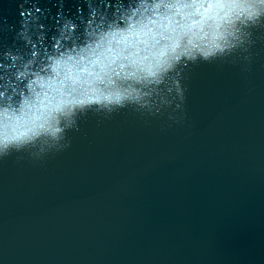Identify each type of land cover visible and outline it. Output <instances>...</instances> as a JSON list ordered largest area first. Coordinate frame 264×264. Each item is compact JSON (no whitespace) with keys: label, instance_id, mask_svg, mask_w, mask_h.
<instances>
[{"label":"water","instance_id":"95a60500","mask_svg":"<svg viewBox=\"0 0 264 264\" xmlns=\"http://www.w3.org/2000/svg\"><path fill=\"white\" fill-rule=\"evenodd\" d=\"M78 8L0 0V46L22 47V14L44 12L50 38ZM256 37L248 72L180 69L183 126L168 128L167 113L147 124L130 110L89 113L44 163L0 161V264H264V30Z\"/></svg>","mask_w":264,"mask_h":264},{"label":"clouds","instance_id":"9594fccd","mask_svg":"<svg viewBox=\"0 0 264 264\" xmlns=\"http://www.w3.org/2000/svg\"><path fill=\"white\" fill-rule=\"evenodd\" d=\"M83 4L86 12L59 15L50 38L44 12L22 14L14 38L22 47L0 46V161L44 163L71 146L68 134L89 113L130 110L145 124L167 113L168 128L183 126L180 69L227 63L248 72L264 30V0Z\"/></svg>","mask_w":264,"mask_h":264}]
</instances>
